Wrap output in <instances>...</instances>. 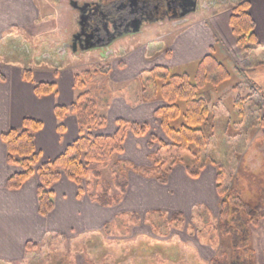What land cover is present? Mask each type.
Listing matches in <instances>:
<instances>
[{
  "label": "crops",
  "instance_id": "0c3cea01",
  "mask_svg": "<svg viewBox=\"0 0 264 264\" xmlns=\"http://www.w3.org/2000/svg\"><path fill=\"white\" fill-rule=\"evenodd\" d=\"M240 1L221 0L219 4L214 1L204 9L205 12L191 13L182 24L185 27L176 33L175 40L168 47L166 53L169 58H163V61L148 58V48L139 47L128 52V56L121 61L120 58L116 60L107 71L94 75L92 81H107L117 95L121 92L117 87L122 84L126 86V91H131V83H139L135 89L140 90L141 82L138 80L145 72L144 67H138L140 62L152 66L151 69L162 64L169 66V59L173 55L175 58L176 54L177 60L194 58L198 61L197 65L206 56L213 55L228 68V65H232L231 55L238 48L237 38L230 27V15ZM249 1L250 12L256 23L255 32L261 44L250 53H264V0ZM61 4L57 0H0V262L38 264L36 252L50 246L48 240L72 241L80 235L104 233L126 217L132 220L135 218L137 226L141 223L147 229H140L131 237L113 236L121 239L124 245L136 244V238L141 233L153 235L157 228L154 222L150 226L149 219L155 214L160 217L165 216L164 213L169 216L173 214V219L183 216L191 221L193 211L201 207L206 214L219 218L222 199L218 189V169L211 163L206 164L197 176H192L185 166L177 164L170 169L165 180L132 171L121 201L112 206L101 205L95 200L92 194L98 190H94L90 182L93 180L87 179L79 184L62 174L51 186L54 207L46 215L40 212V180L37 172L30 175L20 187H8V179L24 169L19 162L9 160L8 146L3 135L11 129H22L24 119L31 118L42 123V127L34 134L35 148L42 162L56 159L80 136L76 114L69 113L61 120L56 116V107L70 106L80 93L91 90L88 84L82 88L78 86L79 65L75 61L63 60ZM140 51L142 53L137 54ZM175 64H178L177 61ZM169 68L178 72L172 66ZM132 70V77L122 79V76H129ZM245 71L254 89L264 90V57L258 63H247ZM39 84H54V91L40 95L35 90ZM102 90L105 89L100 87L97 92H91L97 95ZM140 98V91L136 94V102H127L122 96H115L110 102L106 97L101 98L103 105L107 106L106 111L100 112L107 116L106 123L93 129V133L114 135L122 118L144 122L142 120L147 115L150 119H157L155 104L151 101L139 102ZM60 123L64 126L63 130L59 129ZM260 131L263 138L257 154L264 159V126ZM150 142V136L146 133L138 135L132 130L127 131L123 145L124 157L130 159L129 148L139 151V147L143 146L149 151ZM120 156L122 158V152ZM112 193H118V189L114 188ZM202 215L198 212L196 219ZM260 223L264 225V221ZM113 234L116 235V232ZM168 236L171 238V235ZM249 236L254 260L258 264L255 242L264 238V226L259 231H250ZM170 238L161 241L168 242ZM183 240L198 253L200 260L212 257L214 250L207 241L196 239L192 246L189 239ZM28 243L35 244V247L28 249ZM119 250L122 251V248ZM207 250L211 251V255H206ZM118 255L122 258V254ZM79 256H76L74 263L120 264L117 261L95 263L94 259L90 261L82 255L80 260Z\"/></svg>",
  "mask_w": 264,
  "mask_h": 264
},
{
  "label": "rangeland",
  "instance_id": "374dc122",
  "mask_svg": "<svg viewBox=\"0 0 264 264\" xmlns=\"http://www.w3.org/2000/svg\"><path fill=\"white\" fill-rule=\"evenodd\" d=\"M57 1L62 3L63 38L66 40L69 38L66 36V30L69 31L72 27L70 20L71 6L69 0ZM206 1L210 3L212 1L213 3L215 0ZM216 1L218 4L219 2L221 3V0ZM203 12H205V10H203ZM184 27L183 25L171 27L167 24H155L152 26V32L146 31L144 35H136L132 38L125 37L117 43H114L108 53L102 50L100 52L96 50L97 48L87 51H78V55L66 52L63 55V60L64 62H66V60L75 61L74 63L79 65L78 70H80V79L84 80L85 84H88L91 90L97 92L100 87L105 89L97 93V95H94L91 90L89 91L98 105L99 113H103L102 111H106L107 108V106L103 105L104 102L103 99H101L104 97H106L109 102L115 96H122V99H125L127 102H136V94L140 91L141 98L140 101H138L145 102L142 96L143 85L141 83L139 86L140 90L135 89V86H138L139 83L137 85L131 83V91H126L125 85H119L117 89H121V92L117 95V92L112 90L113 87H109L107 81L102 79L92 81V79L94 75L111 68L116 60L120 58L121 61L123 57L125 58V56H128V52L139 47L148 48V58H159L161 61H163V58H169L168 53H166L169 49L168 47L172 44V41L175 40L176 33L180 32ZM215 31V33H217L216 29ZM256 52H248L245 54L237 48L235 53L231 55L232 65H228L231 71L230 78L218 86L209 85L207 90H205L207 92V101L211 106L210 120L213 126H215V131L211 132L204 155L209 163L224 170L226 188L229 190V188L233 186L234 192L231 191L233 195L229 203L225 206V213L226 215H230L232 210L236 213L228 218L232 221L233 225H236V229L240 231L239 236L236 235L235 232L234 241H237V239H246L245 229L246 226H248L246 225V222L248 224L246 215L250 211L248 207L251 206L252 208L254 206H259V210L254 213L252 218L253 222L257 221L258 223H250L249 231L256 232L264 226L260 225V222L264 221V162L262 161L264 159L257 154L260 150V144L263 138V134L260 133L261 125L259 120L260 117L264 116V90H261L262 93H260L254 89L245 71L247 63L255 64L261 61V58L263 59L264 53H261V51L260 53ZM141 53L142 51L137 54ZM173 56L169 59L171 65L162 64L163 66H159L169 70V67L172 66L173 69H176L178 72H186L193 77L197 69L198 61L196 59L194 60V58L181 61V59L177 60V54L175 58H173ZM176 61L178 64H175ZM140 63L138 67H144L143 70L145 71L141 76L143 77L152 66H148L145 62ZM86 73L90 74L91 78L89 80L86 79ZM132 74L133 70L129 73V76H122V79L132 77ZM141 77L138 82H141ZM95 78H98V76H95ZM101 92H103L102 95H100ZM249 95L252 99L245 102L244 112L242 113L239 102L235 101L240 97L246 98ZM150 97L152 99L147 102L151 101L154 103L156 110L159 107L167 105L159 91L153 93ZM134 108H136V106ZM145 116V119L142 120L144 122L122 118L123 121H127L128 123H132L133 121L134 123L137 122V124L140 123L139 125L145 129L140 132H134L138 135L146 133L147 136H150L151 140L149 151L146 150L145 147L140 146L139 151L129 148L130 159L124 157L123 151L122 158L120 154L114 156L112 163H115L117 160L124 162L127 180L130 172H142L143 169L147 168L155 170L157 164L160 165L159 168H157L159 171L168 168L171 169L177 164H181L186 168L188 165H192L194 157L190 151H185L179 155L183 160L182 162L177 161L171 165L172 161L175 159V155L177 156V154H175L176 149L171 148L172 141L163 129L160 117L157 113V119H150L149 116ZM104 117L107 118V116ZM156 159L158 160L157 162ZM102 173L100 178H94L91 179L93 181H90L94 190L99 191L101 189L102 181L113 184L114 172L112 166L110 165L102 169ZM114 188L113 186L112 191ZM221 208L222 204L220 205V215L217 219L212 215L206 214L201 207H197L196 210L193 211L191 221L183 216H177L173 219V214L169 216L164 213L165 216L162 217H160L159 214H155V216L150 217L149 223L150 226H152L154 222L156 225L154 227L157 228V231L153 232V235L148 232V234L141 233V235L136 238V244L134 245H124L121 239L113 237L122 235L131 237L137 233L136 231L139 232L140 229L146 228L141 226V223L137 226L135 218L132 220L130 217H126L121 222L118 221L116 224H111L112 227L106 229L104 233L80 235L72 241L48 240L47 243H51V245L42 247L36 252V262L38 264H76L74 263L76 256L80 255L79 258L81 260V256L83 255V257L90 261L94 259L95 263L98 261H110L111 263H115L114 261H117L120 264H133L135 261L136 264H171L172 262L174 264H210L213 257L221 256L224 251H227L230 255L235 254L233 257L234 263L246 264L247 262L244 255H239L238 251L234 250L229 243L227 244V241L229 242L228 238L224 239V236L229 237L231 235L225 234L224 230L220 229ZM198 212L203 214L200 219H196ZM111 229L113 233L116 232V235L111 232ZM178 230H180V232H178ZM168 235H171V238ZM163 238H170L171 240L168 242L161 241ZM183 239H189V243L192 246L195 244L196 239L207 241L214 250L212 251V257L209 260H200L197 255L198 253L186 245ZM246 240L249 241L250 237ZM132 243H134L133 240ZM255 244H257L255 254L258 264H264V238L262 240H256ZM120 248H122V251L119 250ZM118 254H122V258ZM104 255L105 258H103ZM206 255H211V251L208 252L207 250ZM0 264L5 263L0 262Z\"/></svg>",
  "mask_w": 264,
  "mask_h": 264
},
{
  "label": "trees",
  "instance_id": "16d2710c",
  "mask_svg": "<svg viewBox=\"0 0 264 264\" xmlns=\"http://www.w3.org/2000/svg\"><path fill=\"white\" fill-rule=\"evenodd\" d=\"M250 7L249 0H242L236 4L230 15V27L237 38L238 48L245 54L261 45L255 32L256 23L250 12ZM230 75V70L223 62L213 55H208L199 62L193 77L186 72H176L162 66L150 69L145 76L141 77L144 100H151L150 95L159 91L167 103L166 106L159 107L156 113L161 119L163 129L172 141L171 148L176 149L177 156L175 155V161L173 160L171 165L177 161L182 162L179 155L190 151L194 160L192 165L187 166V170L192 176H197L209 163L208 159H205L204 151L211 132L215 131V126L210 120L211 106L207 101L205 90L209 85H220L228 80ZM90 78V74L86 73V79ZM77 82L79 87H84V80L77 78ZM54 88V84H39L35 90L36 93L42 95L52 93ZM251 99L250 95L246 98L236 99L235 102H239L242 113L245 102ZM69 113L76 114L78 118L80 136L54 160L42 162L41 155L36 151L34 134L42 127L40 121L26 118L23 121L22 129H11L3 135L8 146L9 160L19 162L24 169L8 179V187H20L30 175L37 172L40 180L39 207L40 212L45 215L54 207L51 186L60 179L62 174L81 184L87 179L100 178L103 174L102 169L110 165L114 172L113 184L102 181L101 189L92 195L97 202L104 206L119 203L122 193L128 186V180L124 162L117 160L112 163V161L115 155L123 151L125 135L129 129L135 132L145 129L137 123H128L122 120L114 135H95L93 129L103 126L106 123V118L98 112V105L89 91L80 93L70 106L56 107V116L60 120ZM259 121L261 127L264 126V116L260 117ZM63 128V124L60 123L59 129L63 130ZM159 166L157 164L156 167L159 168ZM157 168L155 170L143 169L142 173L165 180L170 168L162 171ZM217 169L218 189L223 199L220 229L224 230L225 234L231 235L224 236V239L228 238L227 244L229 243L234 250L238 251L239 255H244L246 264H256L254 250L246 239L250 237V223H258L257 221L253 222L252 218L254 213L259 210V206L248 207L250 211L246 215L248 219V224L246 222L248 226L245 229L246 239L234 241L235 232L239 236L240 231L228 218L236 213L234 210L230 215L225 213V206L229 203L233 195L232 192H234L233 186L229 190L226 188L225 172L221 168ZM113 186L118 189V193H112ZM33 247L35 244L28 243V249ZM234 255L224 251L221 256L213 257L210 264H238L234 263Z\"/></svg>",
  "mask_w": 264,
  "mask_h": 264
},
{
  "label": "flooded vegetation",
  "instance_id": "af4514ba",
  "mask_svg": "<svg viewBox=\"0 0 264 264\" xmlns=\"http://www.w3.org/2000/svg\"><path fill=\"white\" fill-rule=\"evenodd\" d=\"M205 1L69 0L72 27L66 30L69 38L63 40L61 51L78 55V51L94 43L96 50L108 53L114 43L152 32L155 24L181 26L191 13H199L212 5V1Z\"/></svg>",
  "mask_w": 264,
  "mask_h": 264
},
{
  "label": "water",
  "instance_id": "95a60500",
  "mask_svg": "<svg viewBox=\"0 0 264 264\" xmlns=\"http://www.w3.org/2000/svg\"><path fill=\"white\" fill-rule=\"evenodd\" d=\"M109 44H110V43H108L106 46L108 47V46H109ZM95 47H97V46H95V44H94V43H92L90 46L86 47V49H84V51H87V50L94 49Z\"/></svg>",
  "mask_w": 264,
  "mask_h": 264
}]
</instances>
